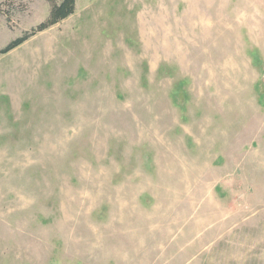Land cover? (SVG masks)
I'll return each instance as SVG.
<instances>
[{"label": "rangeland", "instance_id": "1", "mask_svg": "<svg viewBox=\"0 0 264 264\" xmlns=\"http://www.w3.org/2000/svg\"><path fill=\"white\" fill-rule=\"evenodd\" d=\"M50 10L0 0V49ZM0 264H264V0H76L0 54Z\"/></svg>", "mask_w": 264, "mask_h": 264}, {"label": "trees", "instance_id": "2", "mask_svg": "<svg viewBox=\"0 0 264 264\" xmlns=\"http://www.w3.org/2000/svg\"><path fill=\"white\" fill-rule=\"evenodd\" d=\"M50 1L51 10L49 16L43 22L34 27L32 31L25 32L22 36L13 39L4 48L0 49V54H6L10 52L11 50L23 44L31 35L59 23L61 20L67 18L75 11L76 0H60L59 2L56 0Z\"/></svg>", "mask_w": 264, "mask_h": 264}]
</instances>
